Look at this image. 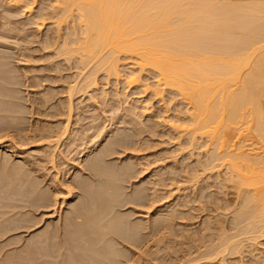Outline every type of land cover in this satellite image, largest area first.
<instances>
[{
  "label": "bare ground",
  "instance_id": "1",
  "mask_svg": "<svg viewBox=\"0 0 264 264\" xmlns=\"http://www.w3.org/2000/svg\"><path fill=\"white\" fill-rule=\"evenodd\" d=\"M30 1L35 3L36 0H0V8L2 7L3 9H5L3 11L0 10V30L2 29L5 31L9 30L7 33L10 34V30H13L14 26L12 27L11 25L7 27L5 21L8 22L7 24L9 23L14 24V21L12 20L13 13H19V12L23 13V11H19V10H26V12L28 11V13L33 12L34 8L31 7L32 3H30ZM46 2L48 3V1ZM49 3H51V5ZM49 3L48 5L50 6V8H47L48 9L47 10L46 9L47 5H46V7L44 6L45 9L48 12L49 9H51V11H55V13L53 14L50 11L51 13L49 12L48 14L52 16H49L48 14L46 15L44 13L47 11H43L42 14L49 16L48 18L51 17L52 20L55 19L54 24L56 26L55 25L54 26L58 28L57 29L54 28L53 25L51 24L52 29L50 30L51 31L53 30L52 33L54 34L46 33L44 36L45 38L33 39L31 43L35 44L33 45L36 47V48L34 47L35 49L27 46L30 44H27L26 46H24V48H22L23 46L21 45L27 43V42L24 43L23 41L29 42V39L27 37H21L22 40L21 43L23 44H21L19 40L15 41L14 43L17 42L18 44H20L19 47L21 46L20 49L22 50L19 51L16 50L17 55L15 52L14 55L12 53L14 49L10 53L9 51L10 49H8L9 48L8 47L7 51L9 52H7L6 46L8 41L10 43L11 40H9L10 38H8V40L7 38H4L6 36L4 32H3L4 35H1L2 32L0 33V119L2 118L0 120V129H2L3 127H8L7 125L8 121H9L8 130L11 127H12L11 129L16 127L15 130H17V127H19L20 129L21 123L19 122L20 124L19 126H17L18 122H15V120L17 119L18 121H22L23 117L21 118V116L23 115L21 114H23L25 111L20 109L21 105L23 106V103H20L21 101L20 97L22 98V96L18 95V93L20 94V92L17 91V89L19 90L21 89L17 87H20V85H18L20 83L21 85H23L24 81L21 82L20 80L19 82L18 79L20 78L18 74L20 72L19 71L17 72L15 69L21 70V67L20 69H18L19 67L17 66L16 68V65L20 61L21 65H26L27 63V65L29 66L28 62L35 59V55H36V54L35 55L31 54L30 49H32V51L34 50V52L35 50L36 52L41 51L42 54L41 53H40L41 55L38 54L40 55L38 59L45 61L44 64H41L43 65L42 66L43 71L40 70V72L42 71L41 73L42 77L40 78L38 76H35V74L32 72V69H34L35 67L32 68L31 71H28L25 75L27 74L30 75L32 73L33 75L31 76L32 77L35 76L34 78L46 79V80L50 79L47 81L45 80V82L52 81L49 83H53L54 85L52 88L47 87V89L51 88L49 92H47L48 90L46 89H44L46 90V92L43 91V93L44 92L49 93V97L48 96L45 97V95H43L44 96L43 97L42 93H39V91H37L41 96L40 95L38 96L40 98L37 97L39 101L34 100L36 101L35 103L37 104L35 105L34 108H32V111H30L31 113L43 112V114L45 113V116L47 115L46 117H51V119L53 117L54 119L53 121H56V123L58 122L57 124L49 123L50 126L48 124L47 128L45 127L46 125H44V128L47 129V132L46 131H45L46 133L41 132L44 134L40 136L41 138L40 141L42 142L44 141V145L49 147L54 146L55 148L57 147L59 149V152L55 151L56 154L55 153L53 154L52 152V154L55 155V158L51 157L53 161V163L51 162L53 164V165L51 164L52 166L51 168H53L52 171H54L55 167L56 169H58L59 166H60L59 168H61L62 167L61 165H63L62 169L65 170L66 168L64 166L68 167L71 164L72 167L70 168L68 167L69 169H67V171L65 170L66 172L64 171L66 179H68L66 183L70 181L69 179L71 178L72 174L75 173V170H77L78 172L80 171L81 172V173L79 172L80 174L88 173L90 171L93 174L89 172V175L90 176L93 175L92 176L93 179H91V177L88 176L89 180L90 181L92 180L90 183L86 175L85 177L81 176L82 177L81 178L80 174L77 172L79 175L76 173L74 175H76V177L78 175L79 178L75 177V180L72 179L69 182L70 184L68 183L69 187H67L68 184L66 186V184H62L63 182H60L59 177L61 175L64 176L63 172H62L63 174L60 173L62 170L58 169L60 171H56L57 173H55L54 171L53 173L57 174V176L55 178L56 179V183H55V181H53L55 180L54 179L55 174L52 175L54 176L52 178L53 184L59 185L60 182L61 185L63 186L65 185L68 188L66 194L64 193L63 195L65 197L63 196L60 197L62 199L60 206L58 202L59 200L57 201L56 199L58 194L55 195V202L53 204L54 206L53 208H50V210H48V207H50L51 204L49 203V201L45 200L46 202L44 206L47 209H43V210L48 213L45 214L43 211L42 212L44 214V220L45 217L46 220L50 219V221L47 220L48 221L47 224L49 223L47 227L44 229L40 228V230L38 231L36 230L35 234L36 233L39 234L36 235V237L35 234L34 235L32 234L34 238L32 236L31 237L29 236V238L27 237L26 243L24 242L25 244L22 246L23 247L22 252L20 253V251H18L19 254L17 252V254L10 257L8 255L7 257L8 252L7 253H5L6 251L2 252L3 248L2 249L0 248V253L2 252L3 256L7 257V258L6 257L0 258V264H124L125 261H122L121 259L123 258L121 254L123 250H121L122 248L121 249L119 248L121 247L119 242V237L123 241L124 239L129 241L128 243H130L131 245L132 243L135 244V247H138L141 241L139 239V235L137 234L140 233L141 235V232L139 231V227H140L139 223L138 225L137 222H135L136 224H134V222L129 223L128 219H127L128 221L126 220V218L124 219V217L129 216L127 212H125L127 216L123 212L122 213L125 216L119 215L120 214L119 212L124 210L125 207L121 211H119L120 209L119 210L116 209V207L119 204H121L122 206L125 205V203H127L125 201H127L128 199L126 198L124 201L125 203H123V200L126 196L125 195L122 196L123 193L119 192V181L121 180L120 184L123 183V179L128 180L129 176L132 177L134 175V172L132 170L133 168L129 163H127L126 165L128 166L129 164L128 167L129 168L131 167V170L127 169L128 167L123 164L124 165L123 167H126L125 170L127 169L128 171L127 170L124 171V168L123 167L120 168L119 165H117L118 167L116 165H113L114 162L113 164L112 163L110 164L111 158L109 162L108 156H111L113 153L119 151H122L121 153H124L125 157L128 154L130 155L132 154L136 156L135 154L136 151L138 152L143 149L147 150L152 146L150 144L151 136L148 135V133L157 134L159 131L160 132L158 133V135L160 134L161 137L166 136L168 138L167 139L168 142L164 141L165 139L164 138L163 142H161L162 144L173 142L177 145V146L175 145L176 147L174 151L172 150L170 151L173 152V154L175 153V155L177 156L180 155L181 158L182 157L184 158L186 156L187 158H191L190 156H194L193 152L194 151L197 152V150H199L198 151L199 154H203L204 155L203 157L205 159L200 161L198 160L199 162V163L197 162L199 164L198 170H196L195 168L196 172L195 175H193L194 173L192 174L193 176H187L185 174L184 176L182 173L184 170L181 171L180 170L181 168L180 169L178 168L179 165L177 166L175 164H171V165H175L171 167L176 169L175 170L176 172L175 173L173 172V174L171 173L172 170L171 171L169 170L170 172H168V170L164 171L163 167L159 168V171L156 172L155 174L156 176L159 177V178L157 177L158 181L156 182L160 184V188L162 186L163 188H165L166 186L171 188L168 189L166 195H159L160 194L159 190H158L159 194H157L156 193L157 191H155L154 193H156V196L155 194H153L155 197L153 196L150 197L152 198V200L148 198L149 200H151L150 203L149 201L147 202L145 200V196L147 197V195L142 194L144 191H142V193H138L141 192V190H139L140 188L139 189L135 188V190L138 192L136 191L134 192L138 194L133 193L134 196L133 194L130 195L131 197L130 200L133 202L134 199L135 203L134 202L133 203L134 204L137 203L136 205H139V208H136L135 210L146 212V214L142 212L141 213L138 212L136 213V215L142 216L146 219L149 217L148 216L149 212L151 213L157 210V214H158V212L167 210L166 208L167 205L165 206V204L171 202L170 201L171 196L174 193H175L174 197L178 196L176 197L178 198V200L176 199L175 201L179 203L178 208L181 206L182 209L179 208L181 210H178L176 207L171 210H167L168 214L167 213L166 215L161 214L163 217L160 216L159 217L160 219L156 217L157 215H155V219L157 218L159 220L156 221L155 219H153L154 223L152 222L153 223V224L151 223L152 225L148 223V228L149 226H152L150 227L152 229V231L150 230L151 235L153 233L154 235L152 236H155V234H159L160 231L162 229L164 230L165 228L166 229L173 228L175 225L174 224L170 225L171 223L170 221H176V219L179 216H181L182 218V215L183 217H185L184 215L185 209L183 208L184 207L186 208V206L188 208V203L191 202V199L187 201V199L189 198L188 197L185 200L187 194H185L184 192L186 189L190 190L189 187L190 184L196 185L201 177H203V180L204 178H206L205 181H202L200 183L201 187L198 186L199 187L198 194L196 195V197L192 198L193 199L192 201L201 202V203L199 202L200 207L198 208L200 209L202 208L204 203L203 200L206 197L205 188L207 185L204 184L205 185L204 188L202 187L203 185L202 183L203 182L205 183L206 181L209 182V180L214 176L219 178L221 176V173L222 174L224 173L223 177L221 176L220 177L221 179H219V181L216 182L217 184H219V186L223 185V187L225 188L228 187L232 189L233 194L231 195H235V200L232 202L233 204L232 203L230 204L232 207L229 206V203H226L227 205L225 204V206H227L228 209L229 207L232 208L230 211L231 225L229 227L227 226L228 223L227 225H225L226 219L218 218L220 216L218 215L219 214L218 213L217 225H213L214 223L211 225L209 223L210 225L208 224L209 226L208 225L206 226L208 228L205 227L206 229H210L208 231V236L212 234V233L210 234V231L212 232L214 230L213 235H216L217 238L211 237L213 235L209 236L211 238L207 240L210 241V243H207L208 241L206 240L207 241L206 244L203 236L202 237L200 236L201 240H203L204 242L202 245L198 246L199 243L201 244L202 242H200V239L197 237L199 243L197 244V246L195 244L196 247L195 249L192 248L193 251H191L192 249L189 250L191 251V254L192 253L196 254V258L193 257V259L191 260H185L181 264H191V262L194 260L197 264H216V263L221 264L222 261H224L225 258L227 257L226 255L228 254H234V253L245 254L246 253V250H244L245 247L246 248L249 247L247 248V253L249 254H252L253 252L255 253V251L258 249L255 248L256 247L255 245H257L258 240L259 239L264 240V0H51L49 1ZM29 6L31 9L28 8ZM27 8L29 10H27ZM38 13H40V11ZM24 14L26 15V13ZM42 14L40 13V15ZM30 15L31 13L28 16L29 18L27 17L28 20L33 21L34 19H36L34 21L38 20V23L40 22L39 14H37L39 15L38 18L32 17L34 19H32ZM73 16L77 17V20H75V17ZM72 17L74 20H72ZM48 18L42 17L41 19L40 16V19L43 21V22L41 21L40 24L45 25V23L48 22L47 21ZM68 18L69 20L71 19L70 22L74 21V25L73 22L72 24L70 23V25H72L70 28L71 30L67 32L68 30L67 28L69 27H66L65 30L64 26L69 25L68 23L69 20H67ZM25 20L27 19L25 18L23 21ZM17 21H15L16 22L15 26L16 28L19 27L17 31L18 35L21 33V32L19 33V31L24 30L26 32L25 28L22 30L20 29L22 27H25L23 24L24 22H22L23 25L20 23L22 25V27H20L17 26L18 25ZM65 21H66V25H64V23H61ZM76 21L78 25H75ZM33 23L34 22H32V24ZM61 24H63L64 26L61 27ZM35 28H37V26ZM62 28L65 31H63ZM13 36H17V35H13ZM2 39L7 40V42L5 40L3 41ZM18 44L16 45L14 44V45L18 47ZM13 48L15 47L13 46ZM11 57H15L17 61L19 60L18 62L15 61V63L17 62V64L14 63L12 64V66H15L13 68L10 65V62L12 63V61L9 60ZM31 65L33 67V64ZM12 69H14V71ZM44 71L45 73L43 74ZM10 72H15L18 76L15 75V73H13L15 75L14 76ZM36 72L39 75L40 72L38 70H36ZM99 73L105 75L104 79L103 78L101 79V77L99 78V76H97V75H101ZM23 74H21L20 76L22 77L25 76ZM149 75L150 76L152 75L150 77L153 78L152 80H150L149 77L147 78V76ZM31 78L30 80L29 79L27 80L30 83V87L32 86L31 90L32 89L35 90L36 87L43 86L44 80L41 82L39 81L42 84L40 85L37 81L35 82L34 78H32V80L34 81H32ZM111 78L116 79L119 82L124 81L127 86V89L130 88L138 89L139 91L137 93L139 94L137 95L141 96V95H146L148 93L150 94L149 98L151 96L153 100L157 99V102L158 101L160 102L161 108L164 107L162 112L159 110L161 114L158 115L157 113L155 116L152 115L151 110L152 107H154V104H151L150 106L147 100H146L147 103H144L146 105H144L145 107H143L144 108L143 110L141 109L139 111L137 110L139 109L138 107H140L141 104H139L138 107L134 105L129 106L127 102L128 99L125 100V102H123V104H125L124 106L121 103V100L119 99V97L121 96V95L119 96V93L121 94V92H117L118 89L116 90V92H113V94H111L110 92L109 93L107 92L108 90L106 91L104 90L103 87L100 86L101 81L103 83L106 81L105 82L106 86L109 85L110 82L113 81L111 80ZM119 82H118V86H119ZM57 95H59L58 96L59 98L56 97ZM140 96H138V98H140ZM80 97H82L83 99L76 104L75 100ZM55 98H58L59 102H57L58 100L57 99L55 100ZM90 101H92L91 103H93L96 107L97 106L100 107V104L103 105L102 107H100L99 109L100 111L99 113L97 112L98 113L97 115L96 114L94 115V113L93 114L90 113L94 115L91 116L87 112V108L91 105ZM140 101L141 100H139V102ZM23 108L24 107H22V109ZM145 111L148 112L144 114ZM8 117L10 119H13L14 121L13 120L12 121L15 123H12L11 121L12 123L11 124ZM18 118H21L22 120ZM154 118L166 119L167 123L165 120H163V122H165V125L168 124L169 127L168 130L165 132L164 130L161 129V127L159 128L158 126L157 128V123L159 121L156 122V120H153ZM3 119L6 120L4 121ZM97 120L100 121L97 123ZM101 120H104L103 121L104 124L106 123L105 125L108 126V127L106 126L107 127L106 130H103L105 127L101 129L103 124ZM3 121L6 123V126L5 124H3L4 123ZM89 121L90 124H88V126L90 125V127L85 126ZM101 122L102 124L100 125ZM13 124L15 125L12 126ZM51 124L54 126H52ZM73 124L74 125L81 124V127L79 126L80 128L87 127L89 129L86 128L85 130L87 131L79 132V130L81 129L79 127H78L79 129L76 127L77 130L75 129L71 130ZM118 127L119 128L123 127L124 129L125 127L126 128L128 127V129L131 130V132L126 129V131L128 132L124 133L125 130L122 128L124 130V131L122 130L123 133H119V134L114 133L111 137L112 141L107 140L110 141L111 143L108 142L109 144L107 143L108 145L106 146L105 143L104 144L105 147L103 145L101 146V148H103L101 149L103 150L102 152H100L101 150L97 151L100 152L98 154L97 152L96 153L94 152L95 154L91 152L92 148H94L93 150L97 149L101 145V141L103 140L105 141L106 137L109 135V132L113 131L116 128L117 129L115 131L119 130ZM92 129H94L93 132ZM89 130L93 134H91V132H90L91 135L87 133ZM120 131L121 130H119V132ZM97 132H99V134L95 136L97 137L95 139L93 136ZM88 134L89 136L93 137L94 140H92L91 137L88 136ZM137 136L138 138H136ZM85 139L87 140L85 141ZM14 144L16 146V143H14L12 139H6L0 142V169L2 170L0 171L2 174V175L0 174V179L3 180L4 182L5 179L6 180L8 179L6 182L9 183V186L11 182H13L11 181L13 179L6 176L13 177L15 173L14 170H11V168L14 167L13 169L17 170L19 166L16 168L17 161H15L12 163L14 164V166L11 167L12 164L11 162L8 161L9 159H11L10 153L8 152L9 155L5 152L3 153V147H9V148L11 147L10 149H12V146L13 148L15 147ZM34 145L36 147L37 144ZM107 146L109 147L107 149H104ZM163 147H164L163 150L165 151L168 150L167 149L168 147L166 146ZM63 149H68L71 152L74 151L73 152L74 154L78 153V155L76 154L75 156L78 157L77 159L84 157L85 155H87L86 153H92V155L94 154L95 157L93 158L94 155L91 158L89 156H86L87 158L89 157L88 159H91L88 161L86 158L87 163L82 159L81 160L79 159L77 161L73 160L75 158L71 156H70V160H68L69 158L67 157L69 155L66 157L67 154L64 155L65 150ZM8 151L11 152L12 150H8ZM158 151L154 153H150L151 156L157 154V157L155 156L154 158L153 156L154 160L152 162H148V163L146 162L147 164L144 162L147 158L143 160L144 155L143 156L141 155V157L138 156L139 158H141L139 159V161L143 160L144 164H146V167L141 172L147 174L149 172L148 167L152 164L155 165L157 162L159 163L158 165H160L161 163V166L163 165L168 169L167 166L168 162L174 163L175 161H177V159L174 158L175 155L171 154L170 156L161 157V155L159 156L161 151L159 154ZM44 153L42 154L44 155ZM65 153H68V151L67 152L65 151ZM73 153L71 154L72 156H74ZM68 154H70V152ZM21 155L19 154L18 157L24 159L25 156H21ZM57 157L59 158V160L56 159ZM173 160L175 161L173 162ZM25 161L24 163L27 162ZM163 161H167V162L165 163ZM108 162L110 165L108 164ZM112 166L115 167L113 168ZM183 166H179V167L182 168L186 167ZM30 168L28 169L30 170ZM118 168H120V170H118ZM5 169L6 170L10 169V171L13 172L11 173L9 171V173H7L8 171L6 172ZM129 170L132 171L133 174ZM18 173H20L21 175L20 170ZM23 173L24 171H22V174ZM26 173L27 172L25 171L24 176L25 175L29 176ZM68 173H70L71 175H69ZM9 174H13V175H9ZM29 174L31 176L32 171H30ZM20 175H19V179L21 177L24 178L23 176L20 177ZM1 176L3 177V179L1 178ZM27 176L24 178V180L27 182L29 180L30 182L31 180L30 178H28L27 180ZM123 177H125L126 179ZM135 177H136V173H135ZM216 177L214 178L216 179ZM31 179H33V175ZM84 179H86L87 182ZM1 180L0 182H2ZM33 180L34 182L36 181L35 178ZM25 181L19 182L20 184L22 183L20 185L22 187L19 189L24 190L23 186H25V188L27 186L28 189L26 188V191L28 190L29 192L31 190L29 189V187L32 188V186L34 187L35 184L32 183L30 185L31 182L30 183L28 182V185H30L28 187V185L25 184L27 183ZM8 183H5L4 185L2 182L3 185L0 184V188L2 187L0 191L1 190L3 191V189L4 190L8 189V191H6V194H4L5 192L2 193L4 194L2 195L4 196V199H6L7 197L6 195L9 191L12 192L16 188H17L16 194L17 192H19V196L21 197L25 193L26 194L28 193V192L24 193L25 190L23 192H20L21 190L17 191L18 190L17 186L19 185L17 186L14 185L16 182L12 183V191H11L9 190L11 188H8L9 187L7 185ZM60 187L61 186H59L57 189H59ZM155 188L159 189V186L158 188L157 187ZM33 189L34 191L32 190L33 192L30 191L29 193L32 194L35 193L36 187H34ZM222 189L223 188H221V190ZM151 192L150 195L152 194ZM20 193H24V194L22 195ZM29 193L26 196H24L25 198L22 197L25 200L26 199L29 200L28 202L27 200L26 201L23 200L21 197L20 198L22 200L20 198H18L19 200L17 199V201L21 200L20 201L21 206L24 205L22 203L25 202H27L25 204L28 205L33 204V202L31 201L34 200L36 195L34 194L33 196L32 194ZM53 193L55 192L53 191ZM78 193L80 194L82 193L81 195L83 196L80 197V194L78 195ZM8 194H10V196H8L7 202L11 201V199L9 201L8 199L9 197L11 198L12 195L14 196L13 199H15L16 198L15 196L18 195V194L14 195L15 193L13 194L8 193ZM47 194L51 195V193H47ZM28 195H30V197H33L31 201ZM78 196L80 199L83 200L76 199L77 201H75L74 198ZM120 196L122 199L120 198ZM221 198L223 199L227 197L225 196L219 197V199ZM73 199L75 203L76 202L79 203L80 201L81 202L79 204L78 203L74 204L75 206L72 204L73 206L71 205L70 207H68L66 200L69 201ZM180 199L185 201H182L180 203L179 202ZM209 199L211 198H207L206 199L207 201L205 200L206 202L204 203L205 204L203 206L204 208L205 206L207 207V205L209 204L210 202L208 201ZM119 201L122 203H120ZM7 202H2L0 200L1 205L2 203L3 204L5 203L4 204L5 208L6 206L9 208L10 205H14L13 203H15V200L12 201V203L10 202L11 203L10 205ZM29 202H31L32 204H30ZM148 203L149 205H146ZM37 204L40 206L42 205L40 202L39 203L37 202ZM57 204L59 207H57ZM145 205L147 209L142 208L145 207ZM208 206L211 205L209 204ZM15 207H17V205ZM66 207L70 208L68 209L70 211H67L68 213L66 215H63L64 212H66V210L63 211V208ZM21 208H23V206ZM220 208L224 209V207L221 206L219 207L218 205L217 209ZM7 211L8 210H6V212ZM9 211L11 212L12 210ZM228 212L226 213L227 215L224 217L228 218L227 217ZM186 216L188 217L187 213ZM56 217H59L60 219H58L59 220L58 223L54 225V223L52 222L53 220L51 219H54ZM5 219L8 218H4L0 220H4V222H6ZM13 221L12 222L9 221L11 225L14 224L13 227L15 226V223L18 222V224L16 223V225L19 227L15 226L16 229L24 228V227L26 228L25 225L26 222L24 223V221H22V224L19 225L21 223V222L19 223V220L17 221L15 219ZM30 222H29L30 224L29 226H31L30 228H32V226L34 227V225L37 224L36 221H34V225L31 224ZM1 223L3 222H0V224ZM45 224L46 221L38 225L36 228H33L32 230L34 231L38 227H43ZM179 224L178 226H183V224L182 225ZM172 225L174 226L170 227ZM11 227H8L9 231L10 229L16 230L15 227L14 228ZM135 227H137L138 229L136 228L135 230ZM146 227L144 226L142 228L147 229ZM175 227L174 230L176 231L177 228ZM180 228L178 229L179 232L181 230L182 231L184 230L186 232V230L188 229V228L183 229L182 227ZM229 228L231 229V231L234 230L233 231L234 233L232 232L231 234L229 233L230 235H226L228 234L227 230ZM0 229H1L0 232L1 235L5 234L8 230V229H4L3 231L2 228ZM171 230L173 231V229ZM30 231L31 229L29 230V232ZM39 231L41 232V234ZM182 231L180 232V235L182 234ZM184 231L183 234L185 233ZM27 232L25 235L29 234ZM176 236L178 237L179 235ZM187 236L185 235L184 237L190 240L191 237L189 236L187 237ZM208 236L205 237L209 238ZM144 238L145 237L143 236V239ZM21 239L22 238L18 240ZM175 240L173 244H175ZM190 241H188V243ZM193 241L194 240H192V242L190 243L192 244ZM9 243H11V241H9ZM259 243H263V242L259 241ZM121 244H123V242ZM141 244L143 243L141 242ZM192 247H194V245ZM134 248L132 252L134 251ZM257 252L254 255H257ZM249 254L247 255L249 256ZM136 255H139V253ZM142 256L143 255L141 254V257ZM138 257L139 258H137V260L141 258L140 255ZM243 257L246 258V256ZM173 258L176 259V256ZM172 260L173 259L170 260L171 263ZM157 262L150 263L149 260L148 263L160 264V262L162 261H159V263ZM252 263L257 264L258 262L256 261Z\"/></svg>",
  "mask_w": 264,
  "mask_h": 264
},
{
  "label": "rangeland",
  "instance_id": "2",
  "mask_svg": "<svg viewBox=\"0 0 264 264\" xmlns=\"http://www.w3.org/2000/svg\"><path fill=\"white\" fill-rule=\"evenodd\" d=\"M37 1H38V4H37ZM41 1V2H40ZM46 1H48V3H49V1H51V0H36L35 1V3L34 2H31L30 1V3H32L31 5V7H33L34 8V10H33V12H29L28 13V11L26 12V10H19V11H23V13L21 12H19V13H13V15H12V20L14 21V24H7L8 22L7 21H5L6 22V25H7V27L8 26H11L12 25V27H13V30H10V34L9 33H7L9 30H7V31H5V30H0V33H1V35H6L4 38H7V40H8V38H10L9 40H11L10 41V43H9V41H8V43H7V46H6V51H7V48L8 49H10L9 51H10V53L12 52V50H13V54L15 55V53H16V55H17V51L16 50H22V49H20L21 48V46H23L22 48H24V46H26L27 44H30V45H27L28 47H30V48H34L35 46H33V45H35L34 43H31L32 42V40L33 39H36V38H45L44 36H45V34L46 33H50V34H54V33H52V31L50 30V29H52L51 28V24L53 25V27L54 28H56L55 26V24H54V20L55 19H53L52 20V18L50 17V18H48L49 16H52V15H49L48 13L51 11V9H49V12L47 11L48 9L47 8H50V6L48 5V3L46 2ZM30 3H28V4H30ZM50 5H51V3H49ZM36 5V6H35ZM46 5H47V7H46ZM41 6V7H40ZM43 6V7H42ZM46 7V9H45V7ZM49 6V7H48ZM26 8V7H25ZM25 8H22V9H25ZM28 8H30V6L28 7ZM27 8V10H29ZM32 8V9H33ZM42 8V9H41ZM45 10H44V9ZM31 9V8H30ZM39 9V10H38ZM0 10H5V9H3L2 7L0 8ZM42 10V11H41ZM53 10V9H52ZM55 10V9H54ZM25 11V12H24ZM40 11V13L42 14L43 13V11H47V12H44L46 15L48 14L49 16H46L45 14H42V15H40V13H38ZM53 14L55 13V11H51ZM50 12V13H51ZM3 13H5V12H3ZM6 13H7V11H6ZM24 13H26V15L24 14ZM31 13V18L32 17H34V18H38V16L40 15L41 16V19H42V17L43 18H48V22H49V20H50V24L48 23V22H46L47 23V26H46V23H45V27L43 26V25H41L40 23H41V19H40V16H39V23H38V20L37 21H34V20H36V19H34V18H32V19H34L32 22H36L35 23V25H34V23L32 24V22L30 21V20H28V16H29V14ZM16 14V15H15ZM22 14H24V15H22ZM34 16H33V15ZM37 14H39V15H37ZM20 16V17H19ZM25 16V17H24ZM45 16V17H44ZM28 17V18H27ZM73 17H75V16H73ZM73 17H72V20H74L73 19ZM27 19V20H25V21H23L24 19ZM30 18V19H31ZM69 18H71V17H69ZM69 18L67 19V20H69ZM18 20V21H17ZM71 20V19H70ZM70 20L68 21V23H69V25H66V21L65 22H61V23H64V25H66V26H64L63 24H61V27H63L64 26V29L66 28V27H69V28H67L68 30H67V32L69 31V30H71L70 28H71V26L72 25H70V23L72 24V22H73V25H74V21H71L70 22ZM75 20H77V17H75ZM15 21H17V23H18V25L17 26H20V27H22V25L24 24V26L25 27H22V28H20L21 30L22 29H24L25 28V30H26V32L24 33L23 31H19V35H18V28L19 27H17L16 28V22ZM53 23H52V22ZM22 22H24L23 24H22ZM28 24H27V23ZM43 22V21H42ZM22 25H21V24ZM67 23V24H68ZM37 24V25H36ZM39 24V25H38ZM5 25V26H6ZM26 25H27V28H26ZM55 25V26H54ZM75 25H78L77 24V21L75 22ZM37 26V28H35ZM53 28V29H54ZM58 28V27H57ZM56 28V29H57ZM28 29V30H27ZM39 29V30H38ZM56 29H55V32H56ZM62 30H63V28H62ZM66 30V29H65ZM65 30H63V31H65ZM3 32H4V34H3ZM34 32V33H33ZM44 32V33H43ZM43 33V34H42ZM64 33V32H63ZM62 33V34H63ZM66 33V32H65ZM30 34V35H29ZM32 34V35H31ZM13 35H17V36H13ZM36 35H37V37H36ZM41 35V36H40ZM30 36H31V38H30ZM34 36V37H33ZM18 37V38H17ZM21 37H27L28 39H29V42L28 41H23L24 43H26V44H23V43H21L22 42V40H21ZM33 37V38H32ZM31 39V40H30ZM3 40V39H2ZM5 40V39H4ZM3 40V41H4ZM7 40H5L6 42H7ZM17 40H19L20 41V43L21 44H23V45H21L20 47H19V45L20 44H18L17 42L16 43H14L15 41H17ZM18 41V42H19ZM5 42V43H6ZM16 44H18V47L17 46H15ZM8 45H10V46H8ZM13 46L16 48H13ZM12 47V48H11ZM29 48V49H30ZM36 48V47H35ZM34 48V49H35ZM9 51H7V52H9ZM28 51V50H27ZM15 52V53H14ZM29 52V51H28ZM27 52V53H28ZM30 52H31V54H36L35 55V59H33V60H31L30 62H28L29 63V66L27 65V63H26V65H21L20 64V61L18 62L17 61V59H15V57H11L9 60H11L12 61V63L10 62V65L12 66V64L14 63V64H17V62H18V64L16 65V68H17V66L19 67L18 69H20V67H21V70L23 71H21V70H17V69H15L17 72L19 71L21 74H23L24 72V74L23 75H25L28 71H31V69L32 68H34V69H32V72L35 74V76H38V77H42L41 75V73H42V66L43 65H41V64H44L45 63V61H42V60H39L38 59V57L42 54V52L41 51H38V52H36V50H35V52H34V50L32 51V49H30ZM29 52V53H30ZM41 53V54H40ZM12 54V55H13ZM38 54H40V55H38ZM13 55V56H14ZM37 58V59H36ZM19 59V58H18ZM15 61H17L16 63H15ZM37 61V62H36ZM31 64H33V67H32V65ZM37 64V65H36ZM40 65V66H39ZM10 66V67H11ZM31 66V67H30ZM13 67H15V66H12V68ZM30 69H29V68ZM28 68V69H27ZM38 68V69H37ZM24 69V70H23ZM27 69V70H26ZM13 71H14V69H12ZM34 70V71H33ZM36 70H38L39 72H40V70H42L40 73H39V75L37 74V72H36ZM11 71V70H10ZM15 71V72H16ZM15 72H10V73H15ZM16 72V73H17ZM15 73V75H17ZM18 74L19 75V78L20 79H18L19 80V82H20V80H21V82H23V85H21V83L20 84H18V85H20V87H17V88H20L21 90H19V89H17V91H19L20 92V94L18 93V95H21L22 96V98L20 97V103H23V106L21 105V110H23V111H25L23 114H21V115H23V116H21V118L23 117V120L21 119V118H18V119H20V120H22V121H18L17 119V121L15 120V122H18L17 124V126H19V124H20V129H19V127H17V130H15V128H13V129H11V128H9V130H8V127H9V121H8V123H7V125H8V127H3L4 129H6V130H4L3 128L2 129H0V142L2 141V140H6V139H12L13 141H14V143H16V146H15V144H14V148H15V151H14V148H13V146H12V149H10L9 147H3V153L5 152V153H7L8 154V152L10 153V158L11 159H9L8 161L9 162H11V164L13 163V162H15V161H17L16 163L17 164H20V165H17L16 164V168H17V170H15V169H13L14 167V164H12V166L11 167H13V168H11V170H14V175L13 174H9V175H13V177H11V176H6V177H10L11 179H13V180H11V181H13L15 184L14 185H19V186H17L18 187V190L17 191H20L21 189H19V188H21L22 186H20L21 184L19 183L20 181L22 182H24L25 180H24V178L27 176V175H25L24 176V174H25V171L27 172L26 174H28L29 176H27V180H28V178H30V182H29V180H28V182L30 183V185L32 184V183H34L35 185H34V187H36V189H35V193H29L30 191H34V187L32 186V188H30L29 186L30 185H28V182L27 181H25V182H27V183H25L26 185H28V187H29V189H31L29 192H28V190L26 191V188H27V186H26V188H25V186H23L24 187V190L22 189L20 192H23L24 191V193L25 192H28L29 194H32L33 196H34V194L36 195L35 196V198H34V200L33 201H31V199H33V197H30V195H28L29 196V198H30V201L31 202H33V204L31 203V202H29L30 204H32V205H28V204H25V203H27L29 200H27V202H25V203H22V204H24V205H22L23 206V208H21L22 206L20 205L21 204V200L23 199L22 197H24V196H26L27 194L25 193H20V194H24L22 197L21 196H19V192H17V194H16V189H14L13 191H12V183L13 182H11V184H10V186H9V183L8 182H6L7 180L5 179V182L3 181V180H1L2 182H3V184L5 185V183H8L7 185L9 186L8 188H11V189H9V190H11L12 192H8V193H15L14 195H17V196H19V197H17V196H15L16 198L15 199H13L14 198V196L12 195V197L10 198L9 197V199H8V201L11 199V203H12V201H14L15 200V203H13L14 205H10L11 203L10 202H7V198H8V196H10V194H8L7 193V197H6V199H4V196H2V195H4V194H6V191H8V189L6 190H4L3 189V191L0 193V200L2 201V202H7V203H9V205L11 206H9V208L6 206V208H5V206H4V204L2 203V205H1V203H0V205H1V207H0V219H4V218H8V219H5V221L6 222H4V220H0V222H3V223H1L0 224V228H2V230L4 231V229H8L7 230V232L9 231V228L8 227H11V228H14L15 226H17L16 225V223L18 224V222H16L15 223V226L13 227V225H11V223L10 222H12L13 220H19V225H21L22 224V221H24V223L26 222L27 223V221H28V223L26 224L25 223V225H26V228L24 227V228H19V229H16V227H15V229L16 230H11L10 229V233L8 232H3V233H5V234H0L1 236H0V248L2 249L3 248V251L2 252H4V251H6L5 253H7V257H8V255H9V257L10 256H13V255H15V254H17V252L18 251H20V253L22 252V249H23V245L26 243V241H27V237L29 238V236L31 237L32 236V234L34 235L35 234V232H36V230L38 231V230H40V228H42V229H44V228H46L47 227V225L49 224H47V222L48 221H50V219H47L46 220V217H45V220H44V214H43V212L45 213V214H47L48 212H46V211H44L43 209H47V208H45V206H44V204H45V202L46 201H49V203L51 204V206L50 207H48V210H50V208H53V204H54V202H55V195H57V197H56V199H57V201L59 202V206H60V203L62 202V199L60 198L61 196H63L64 195V193L66 194V192H67V190H68V188L67 187H69V182L73 179V180H75V177H76V175H74L75 173L76 174H78L79 172L77 171V170H75V173H73L72 174V176H73V178H72V176H71V178L69 179L70 181L68 182V183H66L67 181H68V179H66V176H65V172L67 171V169H69L70 167H72L71 166V164H70V166H64L65 168V170H63L62 169V167H63V165H61L62 167L61 168H59L58 167V169H61L62 171L60 172V173H64V176L63 175H59L60 177V182H63L62 184H66V186H67V184H68V186L66 187L65 185L63 186V185H61L60 184V182H59V185H57V184H53V181H55V183H56V176H57V174H55V173H57L56 171H60V170H58V169H56V167H55V169H54V171H55V173H53L54 171H52V169L53 168H51L52 166H51V164L53 163V161H52V159H51V157L52 158H55V155H53L54 153L56 154V152H59V149L57 148H55L54 146H46V145H44V141L42 142V141H40L41 140V138H40V136L42 135V134H44V133H46L47 132V125L49 124V123H52V124H54V123H56V121H53L54 119H53V117H52V119H51V117H46L45 116V113L43 114V112L42 113H31L30 111H32V108H34L35 107V105L37 104V103H35L36 101H34V100H38V98H40V97H38L40 94L39 93H42V96L43 95H45V97L46 96H48L49 97V93H45L46 92V90H48L47 92H49V90L54 86L53 85V83H49V82H52V81H48V82H45V80L46 79H37V78H34V77H32L31 75H33L31 72H29V73H31L30 75L29 74H27V75H25V76H20L21 74ZM45 73V71L43 72V74ZM37 74V75H36ZM99 74H101V73H99ZM14 75V74H13ZM14 75V76H15ZM17 75V76H18ZM16 76V77H17ZM29 76H31L32 78H34V80H35V82L37 81L40 85H42L40 82L41 81H43L44 80V82H43V86H40V87H34L35 88V90H31V87H30V83H29V81H27L28 79L30 80V78L31 77H29ZM97 76H99V78L101 77V79L103 78L104 79V74H101V75H97ZM103 76V77H102ZM152 76V75H151ZM150 75L149 76H147V78L149 77H151ZM25 77V78H24ZM28 77V78H27ZM32 78H31V80H32ZM25 79V80H24ZM37 79V80H36ZM153 78H150V80H152ZM34 80H32V81H34ZM47 80H50V79H47ZM46 80V81H47ZM111 80H113V81H111L110 82V84L109 85H107L106 86V84H105V82L103 83L101 80H99V81H101V83H100V86L101 87H103L104 88V90H108L107 92L109 93H111V94H113V92H116V90H117V92H121V94L119 93V99L121 100V103L123 104V102H125V100H127V102H128V105L129 106H139V104H141L140 105V107H138L139 109H137L138 111L141 109V110H143L144 108L143 107H145L144 105H146V104H144V103H147L148 102V104L151 106V104H154V107H152V115H156L157 113H158V115L159 114H161L160 112H159V110L162 112V110L164 109V107H162L161 108V105H160V102L158 103L157 102V99H154L153 100V98L150 96V98H149V95L150 94H146V95H137V94H139V93H137L139 90L138 89H135V88H130V89H127V86H126V84H125V82L124 81H118V80H116V79H113V78H111ZM40 81V82H39ZM104 81V80H103ZM118 82H119V86H118ZM124 82V83H123ZM25 83H27V84H25ZM49 83V84H48ZM117 83V84H116ZM26 86H25V85ZM45 84V85H44ZM49 86H48V85ZM52 84V85H51ZM102 84V85H101ZM104 84V85H103ZM123 84V85H122ZM116 85H117V87H116ZM121 85V86H120ZM37 86V85H36ZM105 86V87H104ZM109 86V87H108ZM47 87H51L50 89H47ZM108 87V88H107ZM112 87V88H111ZM30 88V89H29ZM102 88V89H103ZM116 88V89H115ZM44 89H46V90H44ZM120 89V90H119ZM42 90V91H41ZM123 90V91H122ZM126 90V91H125ZM128 90V91H127ZM37 91H39V93L37 92ZM41 91V92H40ZM43 91H45L44 93H43ZM52 91V90H51ZM124 92V93H123ZM51 93V92H50ZM127 93V94H126ZM122 94H124V95H122ZM28 95V96H27ZM137 95V96H136ZM41 96V95H40ZM59 95H57L56 97H58ZM124 96V97H123ZM138 96H140V98H138ZM38 97V98H37ZM44 97V96H43ZM123 97V98H122ZM42 98V97H41ZM59 98V97H58ZM58 98H55V100L57 99L58 100ZM138 98V99H137ZM147 98V99H146ZM64 99V98H63ZM83 98L82 97H80V98H78V99H76L75 100V103L77 104L78 102H80L81 100H82ZM124 99V100H123ZM144 101H143V100ZM152 101H151V100ZM54 100V99H53ZM133 100V101H132ZM139 100H141L140 102H139ZM146 100H147V102H146ZM29 101V102H28ZM39 101V100H38ZM137 103H135V102ZM154 101V102H153ZM57 102H59V100L57 101ZM56 102V103H57ZM92 101H90V103H91ZM126 102V103H127ZM149 102H151V103H149ZM89 103V102H88ZM132 103V104H131ZM135 103V104H134ZM31 104V105H30ZM93 103H91V105L87 108V112L90 114V113H94V115L96 114H98L99 113V109H100V107H102L103 105L102 104H100V107H96L94 104L92 105ZM143 104V105H142ZM147 104V105H148ZM27 105V106H26ZM124 106H125V104H123ZM148 105V106H149ZM95 106V107H94ZM153 106V105H152ZM157 106V107H156ZM22 107H24L23 109H22ZM92 107V108H91ZM154 108V109H153ZM22 111V112H23ZM154 111H156V112H154ZM96 112V113H95ZM98 112V113H97ZM146 112H148V111H145L144 112V114L146 113ZM155 114H154V113ZM170 113V112H169ZM33 114V115H32ZM40 114V115H39ZM92 114H90L91 116H94V115H92ZM24 115H25V117H24ZM147 116V115H146ZM144 117H145V115H144ZM160 117V116H159ZM9 118V117H8ZM50 118V119H49ZM75 118V117H74ZM2 119V118H1ZM0 119V120H1ZM7 119V118H6ZM6 119H3L4 121L6 120ZM142 119V118H141ZM8 120V119H7ZM9 120H10V123H11V121L13 120V119H10L9 118ZM49 120H50V122H49ZM53 122H52V121ZM153 120H156V122L157 121H159L158 123H157V128H158V126H159V128L161 127V129L162 130H164L165 132L168 130V124H166L165 125V122H163V120H165L166 121V119H164V118H154ZM3 121V122H4ZM14 121V120H13ZM12 121V123H15V122H13ZM100 121V120H99ZM98 120H97V123L99 122ZM102 122L104 121V120H101ZM145 121V120H144ZM162 121V122H161ZM7 122V121H6ZM20 122V123H19ZM102 122L100 123V125L102 124ZM11 123V124H12ZM58 123V122H57ZM56 123V124H57ZM74 123H75V121H74ZM159 123H160V125H159ZM166 123H167V121H166ZM3 124H5V126H6V123L4 122ZM11 124H10V126H11ZM51 124V125H52ZM55 124V125H56ZM88 124H90V121L87 123V125H85V126H87V127H90V125L88 126ZM103 124H104V122H103ZM102 124V128L101 129H103V127H105L103 130H106L107 129V125H103ZM15 124H13L12 126H14ZM44 125H46L45 127L46 128H44ZM163 125V126H162ZM39 126V127H38ZM49 126H50V124H49ZM52 126H54V125H52ZM74 126V127H73ZM81 127V124H76V125H72V128H71V130H73V129H75V130H77L76 129V127L78 128V127ZM107 126V127H106ZM79 127V128H80ZM87 127H83V128H80L81 130H79V132L80 131H87V130H85ZM164 127V128H163ZM78 128V129H79ZM123 127H118V129L119 130H121L120 132H119V130H117V131H115L116 129H114L113 131H111V132H109V137H110V139H109V137L107 136L106 137V139H105V141L103 140V141H101V145L97 148V149H95V150H93L94 148H92L91 149V152L92 153H96L98 150L100 151L101 149H103V148H101V146L103 145L104 146V144H105V146L106 145H108L109 143H111L110 141H107V140H111L112 141V135L114 134V133H116V134H119V133H123L122 132V130L124 129H122ZM19 129V130H18ZM42 129H45V130H42ZM83 129V130H82ZM87 129H89V128H87ZM126 129L127 130H129L128 129V127L126 128L125 127V131H124V133L126 132H128V131H126ZM91 130V129H90ZM88 131L87 133H89L90 134V132L91 131ZM93 130L94 129H92V132H93ZM46 131V132H45ZM130 132H131V130H129ZM41 132H44V133H41ZM91 132V134H93ZM100 132V131H99ZM99 132H97L96 134H94V138L96 139L97 137H95L97 134H99ZM160 132V131H159ZM158 132V133H159ZM163 132V131H162ZM86 133V132H85ZM86 133V134H87ZM158 133L156 134H151V133H148V135H150L151 136V141H150V144L153 146H151L149 149H147V150H140V151H136L135 152V154H136V156H134V155H130V154H128V155H126V157H125V155H124V153H121L122 151H119V152H116V153H113L111 156H108V161L110 162V158H111V162H110V164L112 163L113 164V162H114V164L113 165H119V167L120 168H122L124 165H126L127 163H129L130 165H131V167L133 168L132 170H133V172H134V175L132 176V177H130L129 176V178H128V180L125 178V177H123V178H125L126 180H124L123 178V183H121L120 184V181H119V192H121V193H123V195L122 196H126L125 198H124V200H123V203H125V202H127V203H125V205H121V204H119V205H121V206H117V207H119V208H117L116 207V209L117 210H119V211H121L124 207H125V209H126V211H125V209L124 210H122L121 212H119L120 214L119 215H124L123 213H125V212H127V214L129 215V216H127V214L125 213V215L128 217H124V219L126 218V220L128 219L129 220V223H133L134 222V224H136L135 222H137V225H138V223H139V225H140V227L139 226H137V227H139V231L141 232V235H140V233H137L138 235H139V239L141 240L140 241V243H139V245H138V247H135V244H133L132 243V245L130 244V243H128L129 241H127V240H125L124 239V241L119 237V242H120V246L121 247H119L121 250H123L122 251V256H123V258H121L122 259V261H125V263L124 264H149L148 262H149V260H150V263L152 262H157V263H159V261H162V262H160V264L162 263V264H181V263H183V261H185V260H191V259H193V257L194 258H196V254H194V253H192L191 254V251H193V249H195V247L197 246V244L199 243V241H198V238L200 239V242H202L201 244L199 243V245L198 246H200V245H202L203 244V242L205 241V243L211 238V237H213V238H217V236L216 235H213V231L211 232L210 231V234L211 235H213V236H211V235H209V236H211V237H209L208 236V231L210 230V229H206V228H208V227H206L209 223L212 225L213 223V225H217V223H218V219H217V214L218 215H220L218 218H224V219H226L225 220V225H227V223H228V227L231 225V209L232 208H230L229 207V209H228V207L227 206H225V204L226 203H229V206H231L230 204L235 200V195H231V194H233V192H232V189H230V188H228V187H223V185L222 184H220V185H222V186H219V184H217V182L216 181H219V179H221L220 177L222 176L223 177V174L221 173V176L219 177V178H217L216 176H214V177H216V179L213 177V178H211L210 180H209V182L208 181H206L205 183L203 182L202 184V187H204L205 188V185L204 184H207L206 185V188H207V190H206V188H205V195H206V199L207 198H211V199H209L208 201H210L209 202V204L211 205V206H208L207 205V207L205 206V208H207V209H205L203 206L205 205L204 203L207 201L205 198H204V203H203V206H202V204H201V206H202V208L204 209H202V208H200V209H202V210H200V209H198L199 207H200V204H199V202H195V201H192L193 199L192 198H195L196 197V195L198 194V188L199 187H201V185H200V183L202 182V181H205V179L206 178H204V180H203V177H201L202 178V180H201V178L199 179V181H198V183L195 185V184H193V185H189V187H190V190L189 189H186L185 190V194H187V197H185V200H186V198H188L187 199V201L188 200H190L191 199V202L193 203H188V208H187V206H186V208L184 207L183 209H185L184 210V215H185V217H183V215H182V218H181V216H179L177 219H176V221H170L171 223H170V225L171 224H174L175 226H178V224L179 225H182L183 224V226H178L179 228L180 227H184L183 229H187L186 230V234L184 233L183 234V231H182V234L181 235H183V236H181L180 235V232L178 231V227H175L174 225H172V226H170V227H175V228H177L176 229V231L174 230V227L173 228H171V229H173V231H175V232H173L170 228H165L164 230L162 229L161 231H160V233L159 234H155V236H152V235H154L153 233H152V235H151V232H150V230L152 231V229L150 228V227H152V226H149V228H148V223L150 224V225H152L153 223H154V220L153 219H155V215H157L156 217L157 218H159L160 216H162V215H166V213H167V210H171V209H173V208H176L177 207V209L178 210H181L182 208H181V206L179 207V208H181V209H179L178 208V205H179V203L178 202H176L175 200L177 199L178 200V198H176V197H178V196H176V197H174V195H175V193L171 196V199H170V201L172 202V205H171V202H168V203H166L165 204V206L167 205V210H165V211H161V212H158V214H157V210L154 212H149L148 214V218L146 219V218H144V217H142V216H137L136 215V213H145L146 214V212H144V211H136L135 209L136 208H139V205H136V204H134L135 202H134V199H133V202L130 200L131 199V197H130V195L131 194H138V193H142V191H144L142 194L143 195H147V197L145 196V200L148 202L149 201V203L151 202V200H152V198H150V197H155L156 196V193L157 194H159V192H160V194L159 195H166L167 194V192H168V189L169 188H171V187H168V186H166L165 188H163V186L160 188V184L158 183V182H156V181H158L157 179L159 178L158 176H156L155 174H156V172H158L159 171V168H161V167H163L164 169V171H167L168 170V172H170L171 170H172V174H173V172L175 173L176 171V169H174L173 167H171V166H175V165H179V166H186V167H184V168H182V167H179L178 166V168L182 171V170H184L182 173H183V175L185 174V175H187V176H193V175H195V172H196V170H198V166H199V162H198V160L200 161V160H204L205 158L203 157L204 155L203 154H199V150H197V152L196 151H194L193 152V155L194 156H190L191 158H187V156L186 157H180V155L179 156H177V155H175V153L173 154V152H170L171 150L172 151H174L175 150V147L177 146L175 143H173V142H170V143H164V144H162L161 142H163V139H164V141H167V137L166 136H160V134L158 135ZM89 134H88V136H89ZM90 134V135H91ZM111 134V135H110ZM147 134V133H146ZM11 136V137H10ZM115 136V135H114ZM149 136V137H150ZM156 136V137H155ZM89 137H91V136H89ZM93 137H91V139L92 140H94L93 139ZM148 137V136H147ZM108 138V139H107ZM136 138H138V136L136 137ZM156 138V139H155ZM161 138V139H160ZM155 139V140H154ZM87 139H85V141H86ZM91 140V141H92ZM109 142V143H108ZM168 142V141H167ZM89 143H90V140H89ZM108 143V144H107ZM153 143V144H152ZM34 144H37L36 145V147H35V145ZM165 144H167V145H165ZM174 145V146H173ZM176 145V146H175ZM22 146V147H21ZM104 146V147H105ZM163 146H166V147H168L167 149L168 150H163ZM170 146V147H169ZM19 147V148H18ZM29 147V148H28ZM109 146H107L106 148H104V149H107ZM174 147V148H173ZM6 148V149H5ZM18 150H17V149ZM23 148V149H22ZM49 148V149H48ZM55 148V149H54ZM63 148V147H62ZM158 148V149H157ZM39 149V150H38ZM53 149V150H52ZM6 150V151H5ZM8 150H12L11 152L10 151H8ZM23 150V151H22ZM58 150V151H57ZM63 150H65L66 152L68 151V153L70 152V154H68V153H65V151H64V155L65 154H67L66 155V157L67 158H69L68 160H70V156L71 157H74L75 159H73V160H83V161H89V160H91V159H88L89 157L91 158L93 155H92V153H86L87 155H85L84 157H82V158H79V159H77L78 157H75L76 156V154L78 155V153H73L74 151H69L68 149H63ZM152 150V151H151ZM159 150V151H158ZM161 150H163V151H161ZM19 151V152H18ZM56 151V152H55ZM103 150H101L100 152H102ZM158 151V154L160 153V151H161V153L159 154V156L161 155V157L162 156H170L171 154L172 155H175V157L174 158H176L177 159V161H175V160H173V162L174 163H172V162H168L167 164V166H168V169H167V167H165V166H161V163H160V165H158L159 163L157 162L155 165H150L149 167H148V169H149V172L146 174V173H143V172H141L145 167H146V164L148 163V162H152L154 159H153V156H154V158H155V156L157 157V154L156 155H153V156H151V154L150 153H154V152H157ZM13 152V153H12ZM21 152V153H20ZM45 152V153H44ZM52 152H53V154H52ZM100 152H97V154L98 153H100ZM148 152V153H147ZM23 153V154H22ZM42 153H44V155L42 154ZM73 153V155L74 156H72L71 154ZM139 153V154H138ZM147 153V154H146ZM19 154L21 155V156H25L24 157V159H21V158H19L18 156H19ZM29 154V155H28ZM39 154V155H38ZM5 155V154H4ZM9 155V154H8ZM141 155L143 156V160H145L146 158V160L144 161L146 164H144V162H143V160L141 161H139V159H141V158H139V157H141ZM39 156H40V158H39ZM44 156V157H43ZM54 156V157H53ZM86 156H89L88 158L86 157ZM123 156V157H122ZM139 156V157H138ZM151 156V157H150ZM200 156V157H199ZM202 156V157H201ZM6 157V156H5ZM95 157V155L93 156V158ZM118 157H121V158H118ZM135 157V158H134ZM152 158V159H150V158ZM188 157H189V155H188ZM31 159V160H29V159ZM86 158H87V160H86ZM92 158V159H93ZM174 158H172V159H174ZM200 158V159H199ZM7 159H8V156H7ZM19 159V160H18ZM21 159V160H20ZM56 159H58L59 160V158L57 157ZM72 159V158H71ZM136 159V160H135ZM150 159V160H149ZM27 162H26V161ZM36 160V161H35ZM136 162H135V161ZM138 160V161H137ZM24 161L26 162V163H24ZM30 161V162H29ZM172 161V160H171ZM52 162V163H51ZM84 162V163H85ZM109 162H108V164H109ZM139 162V163H138ZM142 162V163H141ZM163 162H167V161H163ZM198 162V163H197ZM33 163V164H32ZM87 163V162H86ZM197 163V164H196ZM48 164V165H47ZM67 164V163H66ZM109 164V165H110ZM124 164V165H123ZM129 164H128V166H129ZM140 164V165H139ZM170 164V165H169ZM171 164H175V165H171ZM53 165V164H52ZM69 165V164H68ZM108 165V166H109ZM144 165V166H143ZM158 165V166H157ZM47 166V167H46ZM127 166V165H126ZM127 166V167H128ZM155 166V167H154ZM157 166V167H156ZM171 168H170V167ZM192 166H194V167H192ZM25 167H28V168H30V170L28 169V168H25ZM34 167V168H33ZM111 167V166H110ZM113 167V166H112ZM115 167V166H114ZM113 167V168H114ZM118 167V166H117ZM131 167L129 168H127V169H130L131 170ZM188 167V168H187ZM191 167V168H190ZM120 168H118V170H120ZM124 168V171H126L125 170V168L126 167H123ZM142 168V169H141ZM174 170H173V169ZM195 168H196V170H195ZM25 169V170H24ZM28 169V170H27ZM35 171H34V170ZM115 169H117V168H115ZM141 169V170H140ZM158 169V170H157ZM178 169V170H179ZM191 169V170H190ZM4 170V169H3ZM6 170V169H5ZM19 170L21 171V175H20V173H18L19 172ZM73 170V169H72ZM121 170H123V169H121ZM129 170V171H130ZM157 170V171H156ZM170 170V171H169ZM177 170V171H178ZM187 170V171H186ZM194 170V171H193ZM0 171H2L1 169H0ZM8 171V172H7ZM9 171H10V169L9 170H6V172L7 173H9ZM18 171V172H17ZM22 171H24V173L22 174ZM30 171H32V174H31V176H30V174H29V172ZM65 171V172H64ZM123 171V172H124ZM128 171V170H127ZM3 172H5V171H3ZM2 172V173H3ZM11 173L13 172V171H10ZM78 172V173H77ZM90 172V171H89ZM89 172L88 173H82V174H80V177L81 176H84L85 177V175H86V177H88V176H90L89 175ZM131 173H132V171H130ZM138 172V173H137ZM141 172V173H140ZM199 172H200V170H199ZM62 173V174H63ZM91 173V172H90ZM119 173H121V172H119ZM135 173H136V177H135ZM141 175H140V174ZM191 173V174H190ZM194 173V174H193ZM0 174H1V172H0ZM4 174H6V173H4ZM3 174V175H4ZM55 174V175H54ZM69 175H71L70 173H68ZM78 174V175H79ZM91 174H93V173H91ZM133 174V173H132ZM138 174V175H137ZM144 174V175H143ZM177 174V173H176ZM193 174V175H192ZM2 175V174H1ZM8 175V174H7ZM19 175H20V177L21 176H23L24 178H20V179H22V180H20L19 179ZM32 175H33V179L35 178L36 179V181L34 182V180L33 179H31V177H32ZM52 175H54V176H52ZM78 175H77V177H78ZM140 175V176H139ZM153 175V176H152ZM184 175V176H185ZM225 175H226V173H225ZM52 176V177H51ZM62 176H63V178H62ZM93 175H91L90 177H91V179H93V177H92ZM128 176V175H127ZM139 176V177H138ZM145 176V177H144ZM54 177V179L55 180H53L52 178ZM76 177V178H77ZM83 177V178H84ZM156 177V178H155ZM158 177V178H157ZM1 178L3 179V177L1 176ZM79 178V177H78ZM82 178V177H81ZM95 178V177H94ZM135 178V179H134ZM87 179V178H86ZM86 179H84V180H86ZM154 179V180H153ZM213 179V180H212ZM32 180H33V182H32ZM53 180V181H52ZM62 180V181H61ZM63 180H65V181H63ZM83 180V179H82ZM137 180V181H136ZM140 180V181H139ZM152 180V181H151ZM215 180V181H214ZM88 181H90L89 180V177H88ZM92 181V180H91ZM91 181H90V183H91ZM155 181V182H154ZM2 182H0V184L1 185H3L2 184ZM18 182V183H17ZM86 182H87V180H86ZM154 182V183H153ZM220 182H221V180H220ZM219 182V183H220ZM125 183V184H124ZM152 183V184H151ZM154 184V185H153ZM156 184V185H155ZM159 184V185H158ZM212 184V185H211ZM217 184V185H216ZM13 185V186H14ZM24 185V184H23ZM61 186V187H63V188H59V189H57L58 187H56V186ZM159 186V189H156L155 187H157L158 188V186ZM210 185V186H209ZM15 186V187H16ZM122 186V187H121ZM152 188H151V187ZM154 186V187H153ZM199 186V187H198ZM168 187V188H167ZM173 187H174V185H173ZM194 187V188H193ZM210 187V188H209ZM212 187V188H211ZM219 187V188H218ZM3 188H5V187H3ZM6 188H7V186H6ZM48 188H49V190H51V191H49L48 190ZM122 188V189H121ZM135 188L136 189H139V190H141V192H138V191H136L135 190ZM221 188H223L222 190H221ZM0 189H2V187L0 188ZM28 189V188H27ZM47 189V190H46ZM66 189V190H65ZM154 189H156V190H154ZM173 189V188H172ZM225 189V190H224ZM62 190V191H61ZM154 190V191H153ZM158 190H159V192H158ZM32 191V192H33ZM53 191L55 192V193H53ZM57 191V192H56ZM62 193H61V192ZM134 191H136V192H138V193H135ZM151 191H153V192H151ZM155 191H157L156 193H154ZM189 191V192H188ZM192 191H193V193H192ZM225 191H226V193H225ZM3 192H5L4 194H2ZM79 192V191H78ZM150 192L152 193L151 195H150ZM183 192V191H182ZM47 193H51V195L50 194H47ZM120 193V194H121ZM146 193V194H145ZM162 193V194H161ZM165 193V194H164ZM189 193V194H188ZM80 193H78V195H79ZM82 194V193H81ZM80 194V197L81 196H83V195H81ZM134 194H133V196H134ZM153 194H155V196L153 195ZM184 194V195H185ZM210 194V195H209ZM226 194V195H225ZM54 195V196H53ZM148 195H150V196H148ZM190 195V196H189ZM2 196V197H1ZM77 196V195H76ZM132 196V197H133ZM223 196H225V197H227V198H223V199H225V200H227V201H225V200H223L222 198L221 199H219V197H223ZM22 199H21V198ZM36 197H38V198H36ZM63 197H65V196H63ZM191 197V198H190ZM212 197H214V198H212ZM18 198H20L21 200L20 201H17V199ZM25 198V197H24ZM28 198V199H29ZM120 198H121V196H120ZM126 198H128L127 199V201H125V199ZM134 198V197H133ZM151 199V200H149V199ZM182 198V197H181ZM218 198V199H217ZM75 199V201H77L76 199H80L79 198V196L78 197H76V198H74ZM74 199L73 200H66V202H67V206L68 207H70L72 204L74 205V204H76V203H78V202H76L75 203V201H74ZM122 199V198H121ZM213 199V200H212ZM6 200V201H5ZM19 200V199H18ZM23 200H25V199H23ZM25 200V201H26ZM39 200V201H38ZM46 200V201H45ZM80 200H83V199H80ZM128 200H130V201H128ZM172 200H174V201H172ZM185 200H179V202L181 203L182 201H185ZM206 200V201H205ZM217 200V201H216ZM219 200V201H218ZM222 200V201H221ZM71 201H72V203H71ZM122 201V200H121ZM125 201V202H124ZM212 201V202H211ZM17 202V203H16ZM22 202H24V201H22ZM37 202L39 203H41L42 205L40 206V205H38L37 204ZM81 202V201H80ZM79 202V203H80ZM106 202V201H105ZM120 202V201H119ZM133 204H132V203ZM174 202V203H173ZM217 204H216V203ZM219 202V203H218ZM6 203V204H7ZM78 203V204H79ZM120 203H122V202H120ZM149 203L148 204H146V205H149ZM201 203V202H200ZM18 204H19V206H18ZM77 204V205H78ZM127 204V205H126ZM177 204V205H176ZM189 204H190V206H189ZM199 204V205H198ZM223 204H224V206H223ZM233 204V203H232ZM8 205V204H7ZM17 205V207H15ZM26 205V206H25ZM72 205V206H73ZM146 205H145V207H142V208H146ZM175 205V206H174ZM196 205V206H195ZM198 205V206H197ZM218 205H219V207L221 206V207H224V209H222V208H220V209H217L218 208ZM227 205V204H226ZM4 206V207H3ZM25 206V207H24ZM58 206V204H57V207H59ZM75 206V205H74ZM128 208H127V207ZM195 206V207H194ZM217 206V207H216ZM68 207H66V208H63V211H65L66 210V212H64V214L63 215H66L68 212L67 211H70V210H68V209H70V208H68ZM79 207V206H78ZM190 207V208H189ZM210 207H212V208H210ZM232 207V206H231ZM12 208V209H11ZM18 208H21V209H18ZM28 208V209H27ZM31 208V209H30ZM164 208V207H163ZM165 208V209H166ZM194 210H193V209ZM214 208V209H213ZM217 210H216V209ZM228 209L229 210V212H228V210H226V209ZM24 209H26V210H24ZM147 209V208H146ZM187 209H190V210H187ZM6 210H12L11 212L9 211H7L6 212ZM18 210V211H17ZM58 210H59V208H58ZM142 210V209H141ZM212 210H214V211H212ZM223 212V211H227L228 212V218H226V217H224V216H226L227 214V212L225 213V212H221V211ZM43 211V212H42ZM205 211V212H204ZM217 211V212H216ZM220 211V212H219ZM59 212V211H58ZM123 212V213H122ZM201 212V213H200ZM211 212V213H210ZM6 213V214H5ZM17 213V214H16ZM130 213V214H129ZM165 213V214H164ZM186 213H187V215H188V217L186 216ZM198 213V214H197ZM208 213H209V215H208ZM215 213V214H214ZM223 215H221V214ZM9 214V215H8ZM11 214V215H10ZM151 214V215H150ZM153 214V215H152ZM162 214V215H161ZM168 214V213H167ZM197 214V215H196ZM213 214V215H212ZM124 215V216H125ZM132 215V216H131ZM159 215V216H158ZM208 215V216H207ZM211 215V216H210ZM5 216V217H4ZM8 216V217H7ZM19 216V217H18ZM29 216V217H28ZM47 216V215H46ZM204 216V217H203ZM142 217V218H141ZM153 217V218H152ZM163 217V216H162ZM161 217V218H162ZM203 217V218H202ZM210 217V218H209ZM215 217V218H214ZM131 218V219H130ZM152 218V219H151ZM155 219L156 221L157 220H159V219ZM181 218V219H180ZM10 219V220H9ZM58 219H60L59 217H56V218H54V219H51V220H53L52 222L54 223V225H56V223H58ZM134 219V220H133ZM178 219H180V220H178ZM206 219V220H205ZM127 220V221H128ZM148 220V221H147ZM153 220V221H152ZM209 222H208V221ZM211 220H212V223H211ZM10 221V222H9ZM31 221V222H30ZM34 221H36V223L37 224H35L34 225ZM46 221V224L43 226V227H38L37 229H35L34 231L32 230L33 228H36L38 225H40L41 223H43V222H45ZM182 221H183V223H182ZM202 221V222H201ZM206 221V222H205ZM216 221V222H215ZM13 222H15V221H13ZM29 222L31 223V224H33L34 225V227L32 226V228H30L31 226H29L30 224H29ZM51 222V223H52ZM153 222V223H152ZM184 222H185V224H184ZM52 223V224H53ZM152 223V224H151ZM204 223V224H203ZM216 223V224H215ZM51 224V225H52ZM177 224V225H176ZM209 224V225H210ZM25 225H22V226H25ZM208 225V226H209ZM1 226H3V227H1ZM21 226V227H22ZM28 226H29V228L31 229V231L29 232V228H28ZM146 227L147 229H145V228H142V227ZM17 227H19V226H17ZM52 227V226H51ZM137 227H135V230H136V228ZM206 227V228H205ZM28 228V229H27ZM140 228H142V229H140ZM138 229V228H137ZM149 229V230H148ZM169 229H170V231H169ZM181 229V228H180ZM191 229V230H190ZM204 229H206V230H204ZM230 229V228H229ZM227 230V232H228V234H226V235H230L234 230H232L231 231V229L230 230ZM21 230V231H20ZM25 230H27V231H25ZM148 230V231H147ZM189 230V231H188ZM195 230H196V232H195ZM202 230V231H201ZM16 231V232H15ZM138 231V232H139ZM144 231V232H143ZM146 231V232H145ZM199 231H201V232H199ZM207 231V232H206ZM0 232H1V229H0ZM26 232L27 233H29L28 235H25L26 234ZM40 232V231H39ZM163 232V233H162ZM173 232V233H172ZM177 232V233H176ZM198 232V233H197ZM15 233V234H14ZM144 233V234H143ZM168 233V234H167ZM171 233V234H170ZM200 233V234H199ZM230 233V234H229ZM234 233V232H233ZM40 234H41V232H40ZM149 234H150V236H149ZM162 234V235H161ZM207 234V235H206ZM24 235V236H23ZM36 235H39V234H35V237H36ZM147 235V236H146ZM176 235H179L178 237L176 236ZM189 236V237H191L190 238V240L192 239V240H194L193 241V243L191 244L190 242H192V240L190 241L188 238H186V237H184V236ZM195 235H197V236H195ZM143 236L145 237L144 239H143ZM187 236V237H188ZM200 236L202 237L203 236V238H204V241L203 240H201V238H200ZM205 236H208L209 238H207V237H205ZM2 237V238H1ZM33 238H34V236H32ZM198 237V238H197ZM4 238V239H3ZM20 238H22L21 240H18V239H20ZM202 238V239H203ZM146 239V240H145ZM148 239V240H147ZM175 240V244H173V242H174V240ZM187 239V240H186ZM195 239H196V241H195ZM208 239V240H207ZM32 240V239H31ZM207 240V241H206ZM9 241H11V243H9ZM28 241H29V239H28ZM178 241V242H177ZM188 241H190L189 243H190V245H189V243H188ZM259 241L261 242H263V243H259ZM12 242H14V243H12ZM19 242H20V244H19ZM23 242V243H22ZM25 242V243H24ZM123 242V244H121ZM141 242L143 243V244H141ZM145 242V243H144ZM207 243H210V241H208ZM206 243V244H207ZM138 244V243H137ZM142 246H141V245ZM180 244V245H179ZM195 244H196V246H195ZM134 245V246H133ZM189 245V246H188ZM194 245V247H192ZM262 245V246H261ZM4 246V247H3ZM17 246H18V248H17ZM130 246V247H129ZM256 247L255 248H258L256 251H255V253L253 252L252 254H249V253H247V248H249V247H245L244 248V250H246V253L245 254H243V253H238V254H242L241 256L240 255H238L237 253L235 254H228V255H226L225 257V262L224 261H222V263L221 264H238L239 262V264H254V263H252V262H258L257 264H264V258H263V256H264V240H261V239H259L258 240V242H257V245H255ZM258 246V247H257ZM22 247V248H21ZM129 247V248H128ZM135 247V248H134ZM261 249H260V248ZM124 248V249H123ZM133 248H134V251L132 252V250H133ZM137 248V249H136ZM144 248V249H143ZM193 248V249H192ZM263 248V249H262ZM6 249V250H5ZM138 249H139V251L141 252H139L138 251ZM141 249V250H140ZM143 249V250H142ZM183 249V250H182ZM192 249V250H191ZM9 250V251H8ZM125 250V251H124ZM137 250V251H136ZM151 250V251H150ZM158 250V251H157ZM175 250V251H174ZM189 250H191V251H189ZM248 250H250V249H248ZM130 251V252H129ZM144 251V252H143ZM147 251V252H146ZM258 251V252H257ZM0 253V258H5L6 256H3V253ZM127 252V253H126ZM256 252H257V255H254V254H256ZM259 252H260V254H259ZM135 253V254H134ZM139 253V255H140V257H141V254L143 255L139 260H137V258H139L138 256L139 255H136V254H138ZM179 253V254H178ZM263 253V254H262ZM18 254H19V252H18ZM159 254V255H158ZM189 254V255H188ZM247 254H249V256L247 255ZM149 255V256H148ZM157 255V256H156ZM192 255V256H191ZM234 255V256H233ZM132 256H134V257H132ZM154 256V257H153ZM160 256V257H159ZM176 256V259H174L173 257H175ZM230 256H233V257H230ZM243 256H246V258L245 257H243ZM257 256V257H256ZM6 257V258H7ZM131 257V258H130ZM190 257V258H189ZM254 257H256V258H254ZM262 257V258H261ZM152 258V259H151ZM154 258V259H153ZM155 258H156V260H155ZM198 258V257H197ZM234 258V259H233ZM243 260H241V259ZM245 258V259H244ZM250 258V259H249ZM258 258H259V260H258ZM261 258V259H260ZM169 259V260H168ZM171 259H173L172 260V263H171ZM181 259V260H180ZM229 259V260H228ZM238 261H237V260ZM251 259H253V260H251ZM255 259H256V261H255ZM135 260V261H134ZM155 260V261H154ZM167 260V261H166ZM175 260V261H174ZM197 260V259H196ZM132 261H133V263H132ZM198 261H200V260H198ZM197 261V262H198ZM232 261H233V263H232ZM261 261H262V263H261ZM147 262V263H146ZM174 262V263H173ZM192 262H195V260L194 261H192ZM191 262V264H197L196 262L195 263H192ZM228 262V263H227ZM154 263V264H155ZM217 264V263H216ZM220 264V263H219Z\"/></svg>",
  "mask_w": 264,
  "mask_h": 264
}]
</instances>
